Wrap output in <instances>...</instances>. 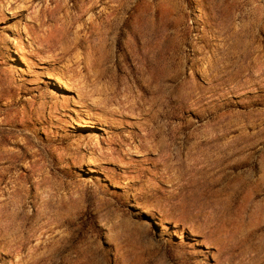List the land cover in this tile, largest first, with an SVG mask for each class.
I'll list each match as a JSON object with an SVG mask.
<instances>
[{"label": "rangeland", "instance_id": "374dc122", "mask_svg": "<svg viewBox=\"0 0 264 264\" xmlns=\"http://www.w3.org/2000/svg\"><path fill=\"white\" fill-rule=\"evenodd\" d=\"M86 3L0 0V264H264V0Z\"/></svg>", "mask_w": 264, "mask_h": 264}, {"label": "bare ground", "instance_id": "6f19581e", "mask_svg": "<svg viewBox=\"0 0 264 264\" xmlns=\"http://www.w3.org/2000/svg\"><path fill=\"white\" fill-rule=\"evenodd\" d=\"M84 1V0H83ZM101 0H88V3H86V4H83V5H81V13H83V12H87V10H89L90 8H96V6L98 5V3L100 2ZM100 4V3H99ZM113 11H114V9H113ZM9 12V11H8ZM9 13H11V12H9ZM80 13V15H76L74 18L76 19V20H78V21H80L81 20V18H82V14ZM115 14V12H112L111 13V15H110V17L107 19V21H106V23L105 24H103L102 25V27H99V26H97V21L95 22V21H93L92 19L90 20V22H89V30L91 29V33H93V35L94 34H100L99 35V37H101V36H103V34L104 33H107V26L108 25H106L107 24V22H111L110 20H112V16ZM140 21V20H139ZM144 25V24H143ZM101 26V25H100ZM139 26V25H138ZM137 26V27H138ZM136 27V28H137ZM147 29V28H146ZM88 30V31H89ZM100 32H99V31ZM140 30V29H139ZM145 30V29H144ZM99 32V33H98ZM137 32V31H136ZM166 34V33H165ZM92 35V36H93ZM140 35V34H139ZM138 35V36H139ZM89 36V35H88ZM95 36V35H94ZM79 38H78V40H75V43L76 44H78V46L81 44L82 45V39L80 38L81 36H78ZM98 37V38H99ZM106 37V36H105ZM169 37V36H168ZM76 38H77V36H76ZM75 38V39H76ZM87 37H85V39H86ZM84 39V38H83ZM91 39H92V37H91ZM146 39V38H145ZM90 40V39H89ZM91 41V40H90ZM93 41V40H92ZM146 41V40H145ZM88 43V42H87ZM99 43V42H98ZM92 44H93V42H92ZM145 45V44H144ZM71 46H73V45H71ZM91 46V45H90ZM88 58V57H87ZM87 60V59H86ZM89 61V60H88ZM88 61H86V65H85V69H88L89 68V63H88ZM82 65V64H81ZM81 65H79V66H81ZM92 70V69H91ZM93 71V70H92ZM80 75L82 76V78L79 80V83H83V87H90L91 86V83L93 84V86H94V88L93 89H91L90 91H88V93H89V95H94V94H100V95H106L107 94V91L106 90H103V89H100L99 88V86H98V83L97 82H95V79L93 80V82H88V75L87 74H82V71H80ZM92 75V74H91ZM49 78H52L51 77V75H49L48 76ZM55 79V78H54ZM98 79V78H97ZM56 80H57V82L59 83V85H61V86H63L65 89H69V88H71L70 87V85H69V80H65V79H63L62 77H60V76H56ZM92 80V79H91ZM78 83V84H79ZM102 86V85H101ZM79 88H81V86H79ZM101 88H103V87H101ZM89 89V88H88ZM105 89V88H104ZM73 91V90H72ZM84 93V92H83ZM87 93V94H88ZM85 94H86V92H85ZM108 96V95H107ZM106 96V97H107ZM102 97V96H101ZM90 98H91V96H90ZM122 98V97H121ZM107 100V98H102V100ZM114 100V99H113ZM124 101V100H123ZM95 102V101H94ZM94 102H92V103H94ZM112 102V101H111ZM126 104V103H125ZM104 105V104H103ZM110 105V104H109ZM108 106V105H107ZM113 106V105H112ZM121 106H123V105H121ZM106 108V107H105ZM128 108V107H127ZM121 109V108H120ZM131 110H132V108H130ZM108 110V109H107ZM119 114V113H118ZM120 114H121V112H120ZM211 223V222H210ZM195 233V232H194Z\"/></svg>", "mask_w": 264, "mask_h": 264}]
</instances>
